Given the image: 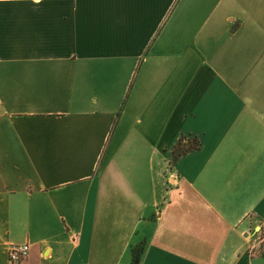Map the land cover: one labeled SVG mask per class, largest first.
<instances>
[{"label":"crops","instance_id":"1","mask_svg":"<svg viewBox=\"0 0 264 264\" xmlns=\"http://www.w3.org/2000/svg\"><path fill=\"white\" fill-rule=\"evenodd\" d=\"M262 227L264 0H0V264H264Z\"/></svg>","mask_w":264,"mask_h":264},{"label":"built area","instance_id":"2","mask_svg":"<svg viewBox=\"0 0 264 264\" xmlns=\"http://www.w3.org/2000/svg\"><path fill=\"white\" fill-rule=\"evenodd\" d=\"M264 245V227L259 232L257 244L252 249V254H258ZM30 254V245H11L8 248L9 264H24Z\"/></svg>","mask_w":264,"mask_h":264},{"label":"trees","instance_id":"3","mask_svg":"<svg viewBox=\"0 0 264 264\" xmlns=\"http://www.w3.org/2000/svg\"><path fill=\"white\" fill-rule=\"evenodd\" d=\"M188 141L187 146H183V142ZM201 146V143L198 140H193L190 137H184L182 138V141L180 143V146L175 150L174 157L170 165H174L178 162V160L187 155L188 153L198 150ZM146 247V242L142 243L139 247L133 248L132 250V256H133V263L132 264H139L140 263V257L143 254Z\"/></svg>","mask_w":264,"mask_h":264}]
</instances>
